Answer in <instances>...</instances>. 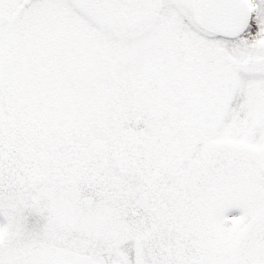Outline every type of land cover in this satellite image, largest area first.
I'll use <instances>...</instances> for the list:
<instances>
[{
	"label": "snow or ice",
	"instance_id": "1",
	"mask_svg": "<svg viewBox=\"0 0 264 264\" xmlns=\"http://www.w3.org/2000/svg\"><path fill=\"white\" fill-rule=\"evenodd\" d=\"M0 264H264V0H0Z\"/></svg>",
	"mask_w": 264,
	"mask_h": 264
}]
</instances>
